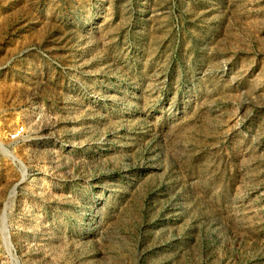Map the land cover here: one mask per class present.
I'll list each match as a JSON object with an SVG mask.
<instances>
[{
    "label": "rangeland",
    "instance_id": "rangeland-1",
    "mask_svg": "<svg viewBox=\"0 0 264 264\" xmlns=\"http://www.w3.org/2000/svg\"><path fill=\"white\" fill-rule=\"evenodd\" d=\"M0 264H264V0H0Z\"/></svg>",
    "mask_w": 264,
    "mask_h": 264
},
{
    "label": "built area",
    "instance_id": "built-area-1",
    "mask_svg": "<svg viewBox=\"0 0 264 264\" xmlns=\"http://www.w3.org/2000/svg\"><path fill=\"white\" fill-rule=\"evenodd\" d=\"M24 133V128H19V130H17L14 134L10 136L11 141H18L19 137L22 136Z\"/></svg>",
    "mask_w": 264,
    "mask_h": 264
}]
</instances>
